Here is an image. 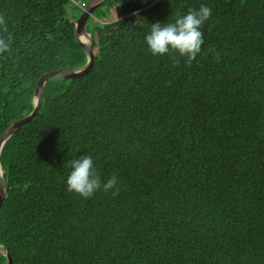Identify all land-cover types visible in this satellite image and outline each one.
<instances>
[{
  "label": "trees",
  "instance_id": "trees-1",
  "mask_svg": "<svg viewBox=\"0 0 264 264\" xmlns=\"http://www.w3.org/2000/svg\"><path fill=\"white\" fill-rule=\"evenodd\" d=\"M90 1L0 0L13 37L0 141L33 113L44 75L90 65L76 40ZM201 3L212 15L197 58L152 55L150 23ZM86 30L90 72L50 79L1 149L12 264H264V0H105ZM85 153L117 195L68 191V161Z\"/></svg>",
  "mask_w": 264,
  "mask_h": 264
},
{
  "label": "clouds",
  "instance_id": "clouds-1",
  "mask_svg": "<svg viewBox=\"0 0 264 264\" xmlns=\"http://www.w3.org/2000/svg\"><path fill=\"white\" fill-rule=\"evenodd\" d=\"M139 15V13H137ZM212 9L201 3L199 9L189 10L186 14L178 15L174 22L150 23V29L144 39L152 55L163 56L178 53L191 62L203 51L205 44L202 28L211 18ZM0 55L7 53L13 42L11 33H8L7 20L0 15ZM70 171L66 184L68 191L76 192L84 198H90L101 189L105 192L119 193L118 178L112 176L104 182L99 175L93 155L85 153L78 158L68 161Z\"/></svg>",
  "mask_w": 264,
  "mask_h": 264
},
{
  "label": "water",
  "instance_id": "water-1",
  "mask_svg": "<svg viewBox=\"0 0 264 264\" xmlns=\"http://www.w3.org/2000/svg\"><path fill=\"white\" fill-rule=\"evenodd\" d=\"M104 1L105 0H91L86 12L83 14L81 19L76 23V40L89 54V56L91 58L90 65L84 69H81V70L63 69V70H59V71H54V72L47 73L46 75H44L42 77V79L39 81L37 88H36V99H35L36 100V108H35V110L33 111L32 114H30L29 116H27L23 120H21L19 122H13L11 127H9L8 129H6L4 131V134H3L1 141H0V156H1V149H2L3 144L10 137H12L23 125H25L29 121H31L39 112V109H40V106L42 103L43 90H44L46 83L50 79L55 78V77L60 75V76H62V79H64V80H74V79L80 78V77H82V76H84L90 72V70L92 69L93 64H94L93 39H92V35L89 32H87L86 26H87V22H88L89 18L91 17V15L94 13V11L100 5H102V3ZM82 37H84L86 39V41H83ZM6 192H7V186H4V184H3V179L1 177V164H0V209H1V206L3 203V200L5 198ZM6 254L9 258L8 264H12V260L9 256V254L7 253V250H6Z\"/></svg>",
  "mask_w": 264,
  "mask_h": 264
},
{
  "label": "rangeland",
  "instance_id": "rangeland-1",
  "mask_svg": "<svg viewBox=\"0 0 264 264\" xmlns=\"http://www.w3.org/2000/svg\"><path fill=\"white\" fill-rule=\"evenodd\" d=\"M86 10H87V9H86ZM85 12H86V11H85ZM85 12H84V13H85ZM0 252H1V253H6L5 249H4L3 247H1V246H0Z\"/></svg>",
  "mask_w": 264,
  "mask_h": 264
},
{
  "label": "bare ground",
  "instance_id": "bare-ground-1",
  "mask_svg": "<svg viewBox=\"0 0 264 264\" xmlns=\"http://www.w3.org/2000/svg\"><path fill=\"white\" fill-rule=\"evenodd\" d=\"M82 39H83V41H86V39L84 37H82ZM3 175H4V173H3V170L1 169V177L2 178H3Z\"/></svg>",
  "mask_w": 264,
  "mask_h": 264
}]
</instances>
